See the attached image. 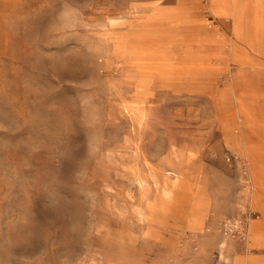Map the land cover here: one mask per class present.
<instances>
[{
	"label": "rangeland",
	"instance_id": "obj_1",
	"mask_svg": "<svg viewBox=\"0 0 264 264\" xmlns=\"http://www.w3.org/2000/svg\"><path fill=\"white\" fill-rule=\"evenodd\" d=\"M259 49L212 0H0V244L27 213L26 264H264Z\"/></svg>",
	"mask_w": 264,
	"mask_h": 264
},
{
	"label": "clouds",
	"instance_id": "obj_2",
	"mask_svg": "<svg viewBox=\"0 0 264 264\" xmlns=\"http://www.w3.org/2000/svg\"><path fill=\"white\" fill-rule=\"evenodd\" d=\"M81 16V12L79 9L72 6H64L57 15V20L59 21V26H53L52 31H70L75 29L76 25L79 23V17ZM82 105L84 106L86 112L91 116V121H95L98 119V115L92 111L95 106L91 103L89 99H84L82 101ZM90 121V122H91ZM0 130L9 131L13 134L16 130H18V126L15 125L13 121L10 120L9 124L0 123ZM0 143L8 145L9 142L0 138ZM47 207H53L54 204L50 203L46 205ZM31 223L30 214L27 213H19L11 216L6 225V235L2 244H0V264H8V261L12 259H21L27 262V257L19 256L18 252L25 246L27 241L23 237H18L19 233H22Z\"/></svg>",
	"mask_w": 264,
	"mask_h": 264
},
{
	"label": "crops",
	"instance_id": "obj_3",
	"mask_svg": "<svg viewBox=\"0 0 264 264\" xmlns=\"http://www.w3.org/2000/svg\"><path fill=\"white\" fill-rule=\"evenodd\" d=\"M254 5H258L260 7V25L259 27H255L254 21L239 17L237 15V10L243 7V3L240 0H212L213 7L216 11L220 13H231L233 18V29L237 37L243 39L250 44L257 43L260 46L259 51L264 54V0H254ZM248 35H245V33ZM237 45H232V48L236 49V61H243V59L247 58V54L237 48ZM262 48V49H261ZM249 157L253 160L254 157V146L249 147Z\"/></svg>",
	"mask_w": 264,
	"mask_h": 264
},
{
	"label": "bare ground",
	"instance_id": "obj_4",
	"mask_svg": "<svg viewBox=\"0 0 264 264\" xmlns=\"http://www.w3.org/2000/svg\"><path fill=\"white\" fill-rule=\"evenodd\" d=\"M241 1V0H240ZM237 15L239 16V17H242V13H243V7H241V9L239 8L238 10H237ZM260 13V12H259ZM243 18V17H242ZM260 25V24H259ZM259 25H256L255 27L257 28V27H259ZM250 152V151H249Z\"/></svg>",
	"mask_w": 264,
	"mask_h": 264
}]
</instances>
